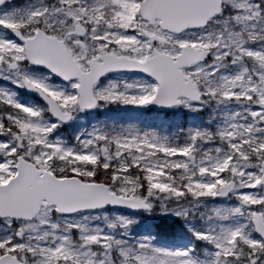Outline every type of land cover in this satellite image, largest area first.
I'll return each mask as SVG.
<instances>
[{"label": "snow or ice", "instance_id": "obj_1", "mask_svg": "<svg viewBox=\"0 0 264 264\" xmlns=\"http://www.w3.org/2000/svg\"><path fill=\"white\" fill-rule=\"evenodd\" d=\"M0 264H264V0H0Z\"/></svg>", "mask_w": 264, "mask_h": 264}]
</instances>
